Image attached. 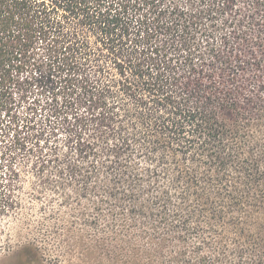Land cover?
<instances>
[{
  "label": "trees",
  "instance_id": "obj_1",
  "mask_svg": "<svg viewBox=\"0 0 264 264\" xmlns=\"http://www.w3.org/2000/svg\"><path fill=\"white\" fill-rule=\"evenodd\" d=\"M263 24L264 0H0V120L16 88L47 110L2 152L32 165L0 216L60 190L115 264H264Z\"/></svg>",
  "mask_w": 264,
  "mask_h": 264
},
{
  "label": "rangeland",
  "instance_id": "obj_2",
  "mask_svg": "<svg viewBox=\"0 0 264 264\" xmlns=\"http://www.w3.org/2000/svg\"><path fill=\"white\" fill-rule=\"evenodd\" d=\"M264 25V24H263ZM259 36H264V27ZM250 39L258 37L257 29L250 30ZM252 44V43H251ZM28 73H22L26 77ZM264 77V74H263ZM257 84V83H256ZM14 109H5L0 123V178L7 177V166L21 168L25 175L32 165L31 160L23 154L10 156L3 154L8 149L13 150L11 143L16 136H25L34 122H28L31 116L45 115L47 110L41 108L29 110L28 102L35 97L32 93L28 98L20 100L22 90L15 89ZM10 121H13L10 123ZM18 124L20 126H18ZM14 135V136H13ZM26 169V170H25ZM33 179H25L27 189ZM73 198L77 196L70 195ZM90 203L78 204L75 200L70 205L63 204V191H47L41 196L40 201L31 205L25 203V207L17 216H0V244L9 241L11 248H0V264H115L117 258L107 252L109 249L99 251L100 242L96 234L86 231V226L77 216L81 212H91ZM88 233V234H87ZM31 244V245H30ZM30 245L38 251V255L31 254L24 247ZM34 252V251H33Z\"/></svg>",
  "mask_w": 264,
  "mask_h": 264
}]
</instances>
